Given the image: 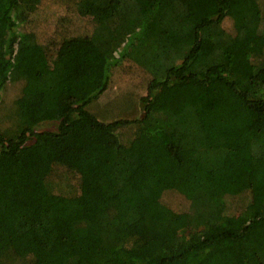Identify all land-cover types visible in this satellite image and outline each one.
<instances>
[{
  "label": "trees",
  "instance_id": "16d2710c",
  "mask_svg": "<svg viewBox=\"0 0 264 264\" xmlns=\"http://www.w3.org/2000/svg\"><path fill=\"white\" fill-rule=\"evenodd\" d=\"M56 2L66 13L0 0V102L20 86L0 126V264H264V0H211L199 23L191 0ZM49 20L46 39L32 31ZM126 64L145 92L110 111L141 114L102 120L89 107ZM51 159L80 191L45 182ZM169 174L181 210L163 201Z\"/></svg>",
  "mask_w": 264,
  "mask_h": 264
},
{
  "label": "rangeland",
  "instance_id": "374dc122",
  "mask_svg": "<svg viewBox=\"0 0 264 264\" xmlns=\"http://www.w3.org/2000/svg\"><path fill=\"white\" fill-rule=\"evenodd\" d=\"M49 1L52 3L53 7L59 11V13H57L58 16H61L60 13H66L65 10L63 9V6L60 3H57L56 0H49ZM217 9L218 8H216V6L211 3V0H191V3H190L191 17L195 23H199L205 16H208V15L210 16L211 14L216 12ZM47 18H50L49 13H47ZM51 18L53 19V17ZM49 23H50V20L48 24H46L44 28H42V30L40 29V26H35V25H33L31 29L32 31L34 30L39 34L40 32L42 33L44 32L43 37L44 39H46L50 31H52L50 28L51 24ZM228 23L229 22H226V24L230 26V24ZM97 66L101 69L99 64ZM78 77L79 76L77 75V78L72 79V82H71L72 91H71L70 96L78 97L86 89L89 88L90 81L86 77H80V78ZM144 78L145 76L142 73V71H140L139 69H136V67L134 66H130L126 64L120 68H117L115 71L112 83L110 85L112 88L107 90L108 91L107 97H104V96L101 97V102L93 103L89 107V110L105 121H111L113 118H117V115L119 117H126L130 115V118H135L137 116H140L141 110H138L140 109V106L138 108L137 104H134L135 106L131 107L132 110L129 111V113L125 112V114H121L122 113L121 111L122 110L124 111V109H122L120 112L116 114V111H110L112 109L113 103H109V102H112L113 100H115V98L121 97L122 94H127V93H132V92L142 94L143 92H145V90H143ZM19 94H20V86L18 84L10 85L7 91L4 92L3 101L0 102V126L9 125V123H7V119L13 110L12 103L19 96ZM103 95H106V93H104ZM67 98H68V95H61L57 99L56 101L57 104L53 106L54 116L51 117L52 121L41 124L38 127V130L55 129V123H52V122L55 118L57 119L60 116L59 115L60 110H61L60 106L64 105L63 103L65 102V100H67ZM12 125L13 124L11 123V126ZM36 153L37 151L33 146L26 149L22 157V160L18 164L19 168L22 167L23 160L34 157ZM78 163L80 162H76L73 168H76ZM46 164L47 166H49L50 164H53V169L50 175L46 178L45 182L51 183L52 187L55 190L57 191L62 190V192L65 191L66 187H68L66 184V179H65L67 178L68 179L67 182L70 183V186L73 189H78V191H80L81 181L76 172L69 170L67 167L59 163H56V161L53 159H51L49 162H46ZM22 171L26 173V169L24 167L22 168ZM39 179L41 178L32 179V181L39 180ZM159 182L162 185H165V188H164L165 193L163 196V201L170 207L174 208L175 210L183 209V206H185V204L183 203V200L181 199V197L172 196L170 189H168V185H170L171 183V175L169 174V175H166L165 177L160 178ZM88 185L86 186L84 185V188L85 189L88 188L92 190L93 182L92 181L88 182ZM241 205L242 203H240L239 200H236L234 204L232 205V208L228 211L229 214L234 215L236 213H239L238 208H240Z\"/></svg>",
  "mask_w": 264,
  "mask_h": 264
}]
</instances>
